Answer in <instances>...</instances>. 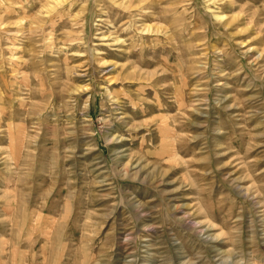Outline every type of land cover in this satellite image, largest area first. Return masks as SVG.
<instances>
[{"label": "rangeland", "instance_id": "374dc122", "mask_svg": "<svg viewBox=\"0 0 264 264\" xmlns=\"http://www.w3.org/2000/svg\"><path fill=\"white\" fill-rule=\"evenodd\" d=\"M0 264H264V0H0Z\"/></svg>", "mask_w": 264, "mask_h": 264}]
</instances>
